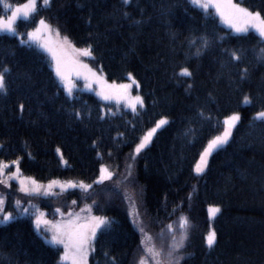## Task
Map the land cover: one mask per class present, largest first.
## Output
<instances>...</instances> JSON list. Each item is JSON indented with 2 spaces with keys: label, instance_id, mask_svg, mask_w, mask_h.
Segmentation results:
<instances>
[{
  "label": "trees",
  "instance_id": "1",
  "mask_svg": "<svg viewBox=\"0 0 264 264\" xmlns=\"http://www.w3.org/2000/svg\"><path fill=\"white\" fill-rule=\"evenodd\" d=\"M24 1L5 0L13 6ZM236 1L264 17V0ZM37 7L30 19L17 20L21 35L0 33L6 85L0 92V161H18L23 174L40 181L93 182L101 164L115 175L89 194L75 188L32 200L49 216L91 203L93 213L112 221L97 232L89 264H137L143 255L128 205L142 218L144 236L165 251L171 241L165 226L187 219L181 264H264V120L255 118L264 111V60L258 59L264 42L258 33L232 32L212 8L190 0H51L49 7L37 0ZM8 13L0 3V16ZM41 18L64 45L67 38L76 49L90 46L86 60L108 79L125 81L131 74L144 106L125 109L80 87L66 93L48 55L25 40ZM201 37L209 46L197 55ZM232 52L239 60L230 59ZM185 67L191 77L179 75ZM233 113L241 119L231 136L197 174L201 153ZM162 117L169 123L132 155ZM3 193L6 209L14 210L16 193ZM212 207L219 211L210 213ZM209 225L216 235L212 247L206 244ZM60 254L35 231L30 215L0 223V264H60Z\"/></svg>",
  "mask_w": 264,
  "mask_h": 264
},
{
  "label": "snow or ice",
  "instance_id": "2",
  "mask_svg": "<svg viewBox=\"0 0 264 264\" xmlns=\"http://www.w3.org/2000/svg\"><path fill=\"white\" fill-rule=\"evenodd\" d=\"M125 4L129 2V0H123ZM0 3H3V7L6 11H9L11 14L6 17L0 16V31L15 33L16 32V22L19 17H23L25 20L30 19L34 14L37 13V0H27L24 4H17L13 6L9 3H4V0H0ZM51 0H42V6L49 7ZM191 3L197 7L202 9H208L210 6L215 7L216 12L219 14L221 20L227 23L235 32H247L249 27L255 29L258 33L261 42H264V17L261 16L259 11L253 12L248 8L241 7L238 4L232 3V0H191ZM127 15V13H125ZM45 30L50 31V25H48L44 19H40L36 28L33 31H29L27 36L29 41H36L37 37L45 32ZM59 35V33H57ZM200 47L197 48V55L200 54L202 50H205L209 46V41L207 37L200 38ZM21 43H25V41L21 40ZM190 44H195V40L189 42ZM65 48H60L59 50L53 49L48 45H41L45 47V49L52 55V59L55 62V71L56 75L64 82L65 90L71 96L73 85L69 79L71 75V71L69 70V51L75 53L77 56L90 57L92 55V51L90 46L83 49H76L71 46L67 42V38H65ZM261 52L264 53V49H261ZM230 59L239 60L236 52H232L230 54ZM258 59L264 60V56H259ZM73 68L77 71V75H83L85 80V87L91 86V81H95L99 86H101V91L98 92L103 99L107 100L112 98L109 94H106L104 91V82L102 77L97 76L95 72L92 71L91 68L88 67L87 64H82L78 60L72 59L70 61ZM79 69H84V72H80ZM7 72V69H5ZM179 75L181 77H191L192 73L188 68H182ZM247 75V70H242L241 79H243ZM129 78L131 79V74H129ZM5 74L0 73V92L5 90ZM109 88H115L114 85L106 86ZM121 89L126 90L128 85H120ZM192 87L191 84L188 85L190 89ZM125 98V96L118 95L117 99ZM249 97L247 95L244 96V103H249ZM139 104L143 107V100L139 95H137L133 100L128 102V106H130L133 111L136 110V105ZM77 118L80 117V113H75ZM202 115V113H201ZM256 119L264 120V111H260L256 114ZM241 119L238 113H233L231 116L227 117L224 120L225 130L224 132L216 136L214 139L208 142L207 147L204 149L203 153H201L200 162L196 165L195 171L197 174L204 171V167L207 164L208 155L219 145L226 143L231 136V130L234 126H236L237 122ZM169 121L166 118H161L155 122V126L149 129L139 140V143L135 145L134 153L139 154L151 141L153 134L157 131V129L161 128L163 125L168 124ZM59 151V149H57ZM12 164H18V161H12ZM8 165L4 162L0 161V175L3 174L4 169L7 168ZM128 169L131 168V165H126ZM114 173L109 171L104 165L100 167V174L96 180L93 181L92 184H86L81 181L79 184L74 183L72 181L60 182L57 180L49 181L47 186L38 184L32 178H27L19 180L20 183V191L25 193L26 195H44L47 197H55L57 196V192L54 189L59 188L60 193L65 192L68 189L79 188L83 193L89 194L93 189L94 185H102L105 181H110L114 177ZM131 175L129 171V176ZM11 178H19V168L17 167L16 171L11 173ZM125 180L128 177L124 178ZM0 183H5L3 179H0ZM17 207L20 205V201L16 202ZM76 204V201L72 202ZM97 202L93 201V205ZM6 201L3 196H0V213H3ZM90 211L88 209H81V211ZM25 212L28 209H24ZM57 213L60 212V209H55ZM210 213H216L219 211L218 208H210ZM44 214H40L36 216L34 221L36 227L39 229L43 224L48 227V230L51 232L50 243L53 245L61 244L64 247V254L61 257V260L70 259L72 264H87V254L89 251L90 242L93 238H95L97 231H103L107 227H109L112 221L109 218L103 216H89L85 218V222H80V217L77 216L75 221H69L68 224H56L52 225L51 221L43 219ZM71 215V213L69 214ZM11 213H4L3 220L0 221L6 222L11 220ZM187 219L185 217H180L178 220L179 227V235L177 236L173 230V225H166V229L169 234H171V241L167 245V250L165 251L163 248L157 249L154 245L150 247H145L143 249L144 255H142L137 264H181V261L184 257L180 254L181 250L184 248L185 240L187 239ZM141 233H144V229L140 228ZM161 235H163V230ZM216 241V235L214 232H210L206 237V243L209 247H212ZM143 244L144 242L141 241ZM109 264H115V261L109 262Z\"/></svg>",
  "mask_w": 264,
  "mask_h": 264
},
{
  "label": "rangeland",
  "instance_id": "3",
  "mask_svg": "<svg viewBox=\"0 0 264 264\" xmlns=\"http://www.w3.org/2000/svg\"><path fill=\"white\" fill-rule=\"evenodd\" d=\"M191 1V0H190ZM27 0H25L24 2H21L20 4H24L26 3ZM4 3L5 0H4ZM232 3L234 4H238L240 5L241 7H245L247 8L245 5H243L241 2L239 1H236V0H232ZM15 6V5H14ZM209 8H212V10L214 11V13L218 16L221 24L230 29L232 32H235L227 23H225L223 20H221L219 14L216 12V9L215 7H212L210 6ZM251 11V10H250ZM255 12V11H253ZM11 13L9 12L7 15H10ZM6 15V16H7ZM4 16V17H6ZM19 18H23V17H19ZM18 18V19H19ZM41 19H44V18H41ZM45 20V19H44ZM39 22V21H38ZM38 22L36 23L35 27H33L32 29H30L29 31H33ZM45 22L48 24V22L45 20ZM49 25V24H48ZM51 29V27H50ZM28 31V32H29ZM248 31H253L255 33H257L255 31V29H253L252 27H249L247 32ZM27 32V33H28ZM0 33H3V31H0ZM8 33V32H7ZM16 34L18 35H21L19 33V31L17 30L16 28ZM26 33V34H27ZM237 33V32H235ZM240 33H243V32H240ZM13 34V33H12ZM60 36L55 34L52 29L50 31L48 30H45V32L43 34H41L40 36L37 37V40L36 41H29V38L28 36L26 35V41H29L30 43H33L35 46H37L40 50H42L43 52H45L48 57L51 59V64H52V69L56 75V71H55V62L53 61L52 59V55L45 49V47H42L41 45H48V46H51L53 49H56V50H59L60 48H65L66 49V45H64V43L62 42V40H60ZM74 48V47H73ZM69 51V70L71 71V75L69 77L70 81H71V84L73 85V89H72V92L77 89L78 87L82 88L83 90H87L89 92H92L99 100H102L104 102H114V103H117L118 105L122 106L123 108L125 109H129V110H133L130 106H128V102L133 100L137 95H140L139 93V90H138V87H137V83L135 81V79L131 76V79L128 78L127 80L125 81H113V80H110L108 79L104 74H102L98 69H96L94 66H92L89 61L86 60V57L84 56H77L75 53H72L70 50ZM72 59H75V60H78L80 63L82 64H87L89 68L92 69L93 72H95L97 74V76H100L102 77V80L104 82V91L106 92V94H109L112 98L110 99H103L100 95H98V92L101 91V86H99L94 80L91 81V86L90 87H85V80H84V77L83 75H77V71L73 68V66L71 65L70 61ZM80 72H84L85 70L84 69H79ZM58 81L60 82V84L63 86L64 90H65V86H64V82L61 81V79L56 75ZM114 85L115 88H109V87H106V86H112ZM120 85H128V88L126 90L124 89H121L119 86ZM66 93H68L66 90H65ZM118 95H122V96H125V98H121V99H117V96ZM142 99V97H141ZM141 106L139 104L136 105V110L138 108H140ZM258 113V112H257ZM256 113V114H257ZM255 114V116H256ZM232 115V114H231ZM155 126V123L153 125H151L150 127H148L145 132L143 133V135L151 128H153ZM234 128V127H233ZM232 128V129H233ZM158 130V129H157ZM225 130V125H224V129L222 130V132L220 134H218L217 136L221 135ZM232 132V130H231ZM156 133V132H155ZM154 133V134H155ZM153 134V136H154ZM142 135V136H143ZM141 136V137H142ZM152 136V137H153ZM216 137V136H215ZM214 137V138H215ZM213 138V139H214ZM152 139V138H151ZM140 140V139H139ZM212 140V139H211ZM139 143V141L137 142ZM136 143V144H137ZM150 143V142H149ZM148 143V144H149ZM135 144V145H136ZM147 144V145H148ZM225 144V143H224ZM222 144V145H224ZM208 145V144H207ZM222 145H219L218 147L222 146ZM207 147V146H206ZM205 147V148H206ZM217 147V148H218ZM134 148L135 146L133 147V154L132 155H137L136 153H134ZM217 148H215L213 151H215ZM212 151V152H213ZM211 152V153H212ZM211 153L208 155L207 157V162H208V158L209 156L211 155ZM59 155L61 156V159L62 161L64 162V158L61 154V152L59 153ZM201 157V156H200ZM199 162H200V159H199ZM198 162V163H199ZM5 164L8 165L7 168L4 169V172L2 175H0V179H3L5 181V183H0L2 185V189H0V196H3L5 198V201L7 202V196L3 193L4 190H12L16 193V199H15V202L17 200L20 201V205L19 207H17L16 203L13 202L14 204V210H8L6 209V204H5V207H4V210H3V213H0V221L3 220V214L4 213H11L12 214V217H16V216H19V215H30L31 218H32V222H33V227L35 229V231L49 244L50 243V239H51V232L48 230V227H46L45 225H41L40 228L38 229L34 223L35 219H36V216L37 215H40V214H44L43 215V219H46L48 221H51L52 222V225H56V224H68V222L71 220V221H75L77 216H79L81 219H80V222L81 223H84L85 222V218L86 217H89V216H103V217H106L105 215H101V214H95L92 212V209H91V203H85L83 204L82 206L80 207H74V208H71L65 212H55L56 215H52V216H49L47 215L46 213V210H44L45 208L41 207L37 202L33 201L32 199L35 198V197H47V196H44V195H35V194H32V195H26L25 193L21 192L19 189H20V183H19V180L21 179H27V178H32L34 179L35 181H37L38 184H41V185H44V186H47L49 181H52V180H57V181H60V182H66V181H72L74 183H77L79 184L81 181H83L84 183L86 184H92L93 182H88V181H85L83 179H79V178H53V179H50V180H47V181H40V180H37L35 179L33 176H30V175H26V174H23L20 169H19V178H9L11 176V173L15 172L17 167L19 168L18 164L14 165L12 164V162H4ZM197 163V164H198ZM101 165H104L106 168H108L109 171H112L111 168L109 166H107L106 164H101ZM100 165V167H101ZM100 167H99V172L95 178V180L97 179V177L99 176L100 174ZM206 167V165H205ZM204 167V169H205ZM196 169V167H195ZM113 172V171H112ZM14 180L16 181L17 185H18V190L14 189L13 188V184L11 183V181ZM71 189V188H70ZM55 192H60L59 188H56L54 189ZM20 195H23V197H19ZM13 206V205H12ZM128 212H129V216L131 218V222L133 224V226L137 229V231L139 232V235H140V239L141 241H143L144 243L142 244L141 243V251L143 252V249L145 247H150V246H155V243L154 242H151V239L150 237L148 236H144V234L141 233L140 231V228L143 226L142 225V218L140 216H137L136 214V211L128 205ZM90 208V211H81V209H88ZM24 209H28L27 212L24 211ZM132 210V213L134 216H131L130 214V211ZM71 213V215H69ZM7 222V221H6ZM2 223H5V222H2ZM141 226V227H140ZM177 227L173 226V230L174 231H179ZM99 231V230H98ZM97 231V232H98ZM145 231V230H144ZM210 232H213V229H212V226L209 225V229H208V233L206 235V237L208 236V234ZM93 241H94V238L91 240L90 242V246H89V251H88V254H87V264H89V257L92 253V246H93ZM207 244V243H206ZM53 245V244H51ZM55 246H58L61 248V254H60V258H59V263L60 264H72L71 260L68 259V260H61V257L63 256L64 254V247L63 245L61 244H57ZM156 247V246H155ZM157 248V247H156ZM158 249V248H157ZM143 255H144V252H143Z\"/></svg>",
  "mask_w": 264,
  "mask_h": 264
}]
</instances>
